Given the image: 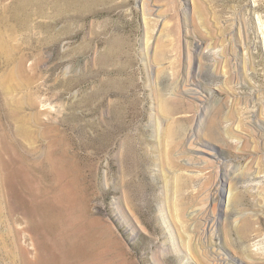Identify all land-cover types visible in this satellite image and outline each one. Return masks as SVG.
<instances>
[{"label":"rangeland","instance_id":"374dc122","mask_svg":"<svg viewBox=\"0 0 264 264\" xmlns=\"http://www.w3.org/2000/svg\"><path fill=\"white\" fill-rule=\"evenodd\" d=\"M44 1L0 0V264H264V0Z\"/></svg>","mask_w":264,"mask_h":264},{"label":"bare ground","instance_id":"6f19581e","mask_svg":"<svg viewBox=\"0 0 264 264\" xmlns=\"http://www.w3.org/2000/svg\"><path fill=\"white\" fill-rule=\"evenodd\" d=\"M26 1H28V0H26ZM29 1H31V0H29ZM32 1H33V0H32ZM35 1H36V0H35ZM66 1H67V0H66ZM66 1H65V2H66ZM85 1H86V0H85ZM88 1H89V0H88ZM97 1H98V0H97ZM21 2H22V1H21ZM46 2H49V1L47 0ZM46 2L44 1V4H45ZM55 2H56V0H55ZM55 2H54V3H55ZM72 2H73V1H72ZM78 2H79V1H78ZM90 2H91V1H90ZM90 2H89V3H90ZM99 2H100V0H99ZM31 3H33V2H30V4H31ZM37 3H38V2H37ZM17 4H18V3H17ZM17 4H16V6H17ZM19 4H21L20 1H19ZM22 4H23V2H22ZM27 4H28V3H27ZM33 4H34V3H33ZM46 4H47V3H46ZM49 4H50V3H49ZM52 4H53V3H52ZM65 4H66V3H65ZM85 4H86V2H85ZM85 4H84V7H85ZM91 4H92V3H91ZM11 5H13V4H11ZM28 5H29V4H28ZM37 5H38V4H37ZM47 5H48V4H47ZM22 6H23V5H22ZM30 6H31V5H30ZM39 6H40V3H39ZM43 6H44V5H43ZM52 6H53V5H52ZM57 6H58V5H57ZM65 6H66V5H65ZM86 6H87V5H86ZM3 7H4V6H3ZM9 7H10V6H9ZM18 7H19V6H18ZM25 7H27V6H25ZM34 7H35V6H34ZM40 7H41V6H40ZM82 7H83V4H82ZM84 7H83V8H84ZM10 8H11V7H10ZM21 8H24V7H21ZM30 8H31V7H30ZM32 8H33V7H32ZM49 8H50V5H49ZM54 8H55V7H54ZM83 8H82V9H83ZM85 8H86V7H85ZM12 9H13V8H12ZM25 9H27V8H25ZM25 9H24V10H25ZM28 9H29V8H28ZM38 9H39V7H38ZM41 9H42V8H41ZM21 10H22V9H21ZM5 11H6V10H5ZM16 11H17V10H16ZM33 11H34V10H33ZM33 11H32V12H33ZM39 11H40V10H39ZM46 11H47V9H46ZM46 11H43V12H46ZM64 11H65V10H64ZM76 11H77V10H76ZM84 11H85V10H84ZM3 12H4V11H3ZM26 12H27V11H26ZM28 12H29V10H28ZM57 12H59V11H57ZM4 13H5V12H4ZM11 13H12V12H11ZM18 13H19V12H18ZM18 13H17V15H18ZM34 13H36V12H34ZM38 13H40V12H38ZM46 13H47V12H46ZM21 14H23V13H21ZM43 14H44V13H43ZM58 14H59V13H58ZM1 15H2V14H1ZM15 15H16V14H15ZM15 15H14V16H15ZM19 15H20V14H19ZM32 15H33V14H32ZM46 15H47V14H46ZM25 16H26V15H25ZM30 16H31V15H30ZM30 16H28V17H30ZM59 16H60V15H59ZM10 17H12V16L10 15ZM19 17H20V16H19ZM21 17H22V16H21ZM21 17H20V19H21ZM31 17H32V16H31ZM31 17H30V19H31ZM35 17H36V16H35ZM33 18H34V17H33ZM15 19H17V18H15ZM20 19H19V20H20ZM22 19H23V18H22ZM30 19H29V20H30ZM31 20H32V19H31ZM6 21H7V20H6ZM23 21H27V20H23ZM18 22H19V21L16 22V23H17V26H18ZM20 22H21V21H20ZM31 22H32V21H30V23H31ZM34 23H35V21H34ZM20 24H21V23H20ZM10 25H11V24H10ZM23 25H24V24H23ZM19 26H22V25H19ZM29 26H30V24H29ZM34 26H35V25H34ZM4 27H5V26H4ZM26 27H27V26H26ZM26 27H25V29H26ZM32 27H33V26H32ZM21 28H23V27H21ZM4 29H5V28H4ZM9 29H10V28H9ZM11 30H12V29H11ZM21 30H22V29H21ZM27 30H28V29H26L25 31H27ZM22 31H23V30H22ZM22 31H21V34H22ZM5 33H6V31H5ZM25 33H26V32H25ZM25 33H24V34H25ZM54 33H56V32H54ZM58 33H59V32H58ZM0 34H1V33H0ZM21 34H20V35H21ZM49 34H50V33H49ZM1 35H2V34H1ZM26 35H27V34H26ZM57 35H58V34H57ZM7 36H9V34H8ZM7 36H6V37H7ZM21 36H22V35H21ZM22 37H24V36H22ZM28 37H29V36H28ZM39 37H40V36H39ZM54 37H55V36H54ZM2 38H3V37H2ZM4 38H5V37H4ZM7 38H8V37H7ZM12 38H13V37H12ZM18 38H19V37H18ZM26 38H27V37H26ZM27 39H28V38H27ZM44 39H45V38H44ZM44 39H43V40H44ZM46 39H47V38H46ZM46 39H45V40H46ZM9 40H10V38H9ZM11 40H13V39H11ZM17 40H18V39H17ZM24 40H25V39H24ZM3 41H4V39H3ZM5 41H6V40H5ZM19 41H20V39H19ZM36 41H37V40H36ZM21 42H22V41H21ZM38 42H39V41H38ZM41 42H42V41H41ZM4 43H5V42H4ZM16 43H18V42H16ZM0 44H1V43H0ZM2 44H3V43H2ZM8 44H9V43H8ZM11 44H12V42H11ZM20 44H21V43H20ZM24 44H26V43H24ZM28 45H29V44H28ZM4 46H5V44H4ZM21 46H22V45H21ZM21 46H17V47H20V48H21ZM10 47H11V46H10ZM17 47H16V48H17ZM25 47H26V46H25ZM25 47H24V48H25ZM3 48H4V47H3ZM19 50H20V49H19ZM23 50H24V49H23ZM5 51H6V50H5ZM8 51H9V50H8ZM20 53H21V52H20ZM20 53H19V54H20ZM11 54H12V53H11ZM25 54H26V53H25ZM14 55H15V54H14ZM21 56H22V54H21ZM24 56L26 57V55H24ZM9 58H10V57H9ZM13 59H14V58H13ZM35 59H36V58H35ZM16 60H18V59L16 58ZM35 70H36V69H35ZM13 76H15V75H13ZM9 77H10V76H9ZM27 77H28V75H27ZM6 81H7V80H6ZM19 81H20V80H19ZM23 82H24V81H23ZM6 84H7V83H6ZM9 84H10V83H9ZM17 84H18V83H17ZM24 85H25V84H24ZM0 86H1V85H0ZM2 86H4V85H2ZM4 87H5V86H4ZM7 87H8V85H7ZM9 87H10V86H9ZM11 90H12V89H11ZM9 94H10V92H9ZM12 94H13V93H12ZM5 95L7 96L8 93L5 94ZM10 95H11V94H10ZM7 98H8V97H7ZM7 98H6V99H7ZM20 100H21V99H20ZM26 100H27V99H26ZM6 101H7V100H5L4 103H7ZM8 101H9V100H8ZM9 103H10V102H9ZM9 103H7V104H9ZM7 106H8V105H7ZM21 107H23V106H21ZM18 109H20V108L18 107ZM8 110H9V109H8ZM21 110H22V109H21ZM21 110H20V111H21ZM13 111H14V110H13ZM20 111H19V113H18V112H17V113L20 114ZM8 112H9V111H8ZM25 113H26V112H25ZM11 114H12V112H11ZM14 114H15V112H14ZM28 115H29V114H28ZM12 116H13V115H12ZM31 116H32V115H31ZM10 117H11V115H10ZM11 118H12V117H11ZM11 118H10V120H12ZM33 118H34V117H33ZM15 119H18V117L15 118ZM20 119H24V120H26L27 118H26V119H25V118H20ZM31 119H32V118H31ZM18 120H19V119H18ZM18 120H16V121H18ZM24 120H23V121H24ZM26 121H27V120H26ZM4 122H5V121H4ZM18 122H19V121H18ZM18 122H17V125H18ZM14 123L16 124V122H14ZM35 123H36V122H35ZM6 124H7V123H6ZM15 124H14V127H16ZM20 124H22V123H20ZM25 125L27 126V125H29V124H25ZM9 126H10V125H9ZM18 126H20V125H18ZM14 127H12V128H14ZM4 128H5V127H4ZM8 129H10V128H8ZM23 129H25V128H23ZM39 129H41V128H39ZM39 129H38V130H39ZM25 130H26V129H25ZM28 130H29V129H28ZM30 130H31V129H30ZM35 130H36V129H35ZM38 130H37V131H38ZM41 130H42V129H41ZM20 132H22V131H20ZM25 132H26V131H25ZM27 132H28V131H27ZM30 132H32V131H30ZM30 132H29V133H30ZM35 133H36V132H35ZM40 133H41V131L39 132V134H40ZM42 133H43V132H42ZM12 134H13V133H12ZM12 134H11V135H12ZM6 135H7V134H6ZM14 135H15V134H14ZM16 135H17V134H16ZM22 135H23V134H22ZM30 135H31V134H30ZM35 135H36V134H35ZM37 135H38V132H37ZM12 136H13V135H12ZM24 136H25V135H24ZM32 136H34V135L32 134ZM43 136H44V135H43ZM6 137H7V136H6ZM9 137H10V136H9ZM19 137H20V136H19ZM39 138H40V136H39ZM3 139H4V137H3ZM5 139H7V138H5ZM5 139H4V140H5ZM9 139H11V138H9ZM14 139H15V138H14ZM14 139H12V140H14ZM23 139H24V137H23ZM27 139H28V138H27ZM31 139H34V138L31 137ZM41 139H43V138L41 137ZM7 140H8V139H7ZM16 140H17V139H16ZM46 140H47V139H46ZM17 141H18V140H17ZM25 141H26V139L23 141V143H24ZM27 141L30 142L29 140H27ZM35 141H36V138H35ZM8 142H9V141H8ZM38 142H39V141H38ZM13 143H14V142H13ZM36 143H37V141H36ZM29 144H30V143H29ZM32 144H35V142L32 143ZM32 144H31V145H32ZM22 145H23V144H22ZM24 145L26 146V144H24ZM35 145H36V144H35ZM8 146H9V145H8ZM8 146H7V147H8ZM11 147H12V146H11ZM23 147H24V146H23ZM29 147H30V145H29ZM5 148H6V147H5ZM26 148H28V147H26ZM42 148H43V147H42ZM42 148H41V149H42ZM9 149H12V148H10V146H9ZM30 149H31V148H30ZM3 150H4V148H3ZM39 150H40V149H39ZM22 151H23V150H22ZM32 151H33V150H32ZM32 151H31V152H32ZM34 151H35V150H34ZM37 151H38V150H36V152H37ZM42 152H43V151H42ZM9 153H10V152H9ZM9 153H8V154H9ZM11 153H12L11 158L14 159V157H12V156H15V155H13L14 152H11ZM11 153H10V154H11ZM17 154H18V153H17ZM17 154H16V155H17ZM19 154H20V151H19ZM19 154H18V155H19ZM24 154H25V153H24ZM50 154H51V153H50ZM21 155H22V154H21ZM52 155H53V154H52ZM54 155H55V154H54ZM27 156H28V155H27ZM34 156H35V155H34ZM9 157H10V156H9ZM15 157H16V156H15ZM17 157H18V156H17ZM17 157H16V158H17ZM29 157H30V156H29ZM32 157H33V156H32ZM51 157H53V156H51ZM23 158H24V157H23ZM27 158H28V157H27ZM39 158H40V157H39ZM42 158H43V157H42ZM54 158H55V157H54ZM35 159H36V158H35ZM35 159H34V160H35ZM56 159H58V158H56ZM26 160H27V159H26ZM42 160H43V159H42ZM50 160H51V159H50ZM31 161H33V160L31 159ZM31 161H30V162H31ZM37 161H38V160H37ZM55 161H56V160H55ZM21 162H22V161H21ZM33 162H34V161H33ZM60 162H61V161H60ZM16 163H17V161H16ZM24 163H25V162H24ZM43 163H44V161H43ZM45 163H46V162H45ZM53 163H57V162H53ZM58 163H59V162H58ZM58 163H57V164H58ZM21 164H23V162H22ZM25 164H27V161H26ZM25 164H23V165L25 166ZM32 164L34 165V163H32ZM47 164H48V163H47ZM17 165H18V164H17ZM17 165L15 164V167H17ZM23 165H20V166L23 167ZM35 165H36V164H35ZM12 166L14 167V165H12ZM30 166H31V164H30ZM26 167H27V166H26ZM34 167H35V166H34ZM34 167H33V168H34ZM42 167H43V166H42ZM56 167H57V166H56ZM28 168H29V165H28ZM33 168H32V169H33ZM35 168H36V167H35ZM40 168H41V167H40ZM29 169H30V168H29ZM44 169H45V168H44ZM16 170H17V169H16ZM22 170H23V168H22ZM29 171L33 172L32 170H29ZM14 172H15V171H14ZM16 172H17V171H16ZM21 172H22V171H21ZM37 172H38V171H37ZM37 172H36V173H37ZM41 172H42V171H41ZM18 173H19V172H18ZM18 173H17V174H18ZM27 173L30 174V172H28V171H27ZM22 174H24V173H22ZM28 174H27V175H28ZM34 174H35V173H34ZM34 174H33V175H34ZM36 175H38V174H36ZM36 175H35V176H36ZM15 176H18V175H15ZM28 176H30V175H28ZM31 176H32V175H31ZM41 177H42V176H41ZM62 177H63V176H62ZM27 178H29V177H27ZM27 178H26V179H27ZM30 178H31V177H30ZM32 178H35V177L32 176ZM36 178H37V177H36ZM46 179H47V177H46ZM36 180H38V179H36ZM36 180H35V181H36ZM39 180H40V179H39ZM43 180H44V177H43ZM47 180H49V179H47ZM29 182H30V181H29ZM45 182H47V181H45ZM33 183H34V182H33ZM41 183H42V182H41ZM71 183H72V182H71ZM35 184H36V183H35ZM42 184H43V183H42ZM47 184H48V183H47ZM66 184H67V183H66ZM45 185H46V184H45ZM45 185H44V186H45ZM48 185H49V184H48ZM42 186H43V185H42ZM50 186H51V185H50ZM31 188H32V187H31ZM46 188H47V187H46ZM63 188H64V187H63ZM44 189H45V188H44ZM37 190H38V189H37ZM37 190H36V191H37ZM41 190H42V189H41ZM38 191H40V190H38ZM42 191H44V190H42ZM27 192H28V191H27ZM44 192H45V191H44ZM44 192H43V193H44ZM47 192H48V190H47ZM30 193H31V192H30ZM37 193H38V192H37ZM40 193H41V192H40ZM28 194H29V193H28ZM66 194H67V193H66ZM66 194H65V195H66ZM46 195H47V193H46ZM40 196H41V195H40ZM63 196H64V195H63ZM68 196H69V194H68ZM70 196H71V194H70ZM74 196H75V195H74ZM33 197H34V196H33ZM35 197H37V195H36ZM41 197H42V196H41ZM43 197H45V196H43ZM43 197H42V198H43ZM47 197H48V196H47ZM47 197H45V198H47ZM71 197H72V196H71ZM71 197H68V198H71ZM42 198H40L41 201H42ZM62 198H63V197H62ZM32 199H33V198H32ZM36 199H37V198H36ZM36 199L34 198V200H36ZM54 199H55V198H54ZM65 199H66V198H65ZM72 199H73V198H72ZM66 200H67V199H66ZM66 200H65V201H66ZM37 201H38V200H37ZM44 201H45V200H44ZM54 201H56V200H54ZM61 202H62V201H61ZM67 202H68V201H67ZM67 202H66V203H67ZM71 202H73V201H71ZM30 203H32V202H30ZM33 203H34V202H33ZM37 203H38V202H37ZM39 203H40V201H39ZM35 204H36V203H35ZM41 204H42V203H41ZM41 204H38V205H41ZM71 204H72V203H71ZM73 204H74V203H73ZM73 204H72V205H73ZM59 205H61V203H60ZM64 205H65V204H64ZM67 205H68V204H67ZM67 205H65V207H66ZM62 206H63V204H62ZM62 206H60V207H62ZM74 206H75V205H74ZM29 207H31V206L29 205ZM34 207H35V206H34ZM34 207H33V208H34ZM36 207H37V206H36ZM44 207H45V206H44ZM31 208H32V207H31ZM31 208H30V209H31ZM71 208H72V206H71ZM35 209H36V208H35ZM35 209H34V210H35ZM37 209H38V208H37ZM39 209H40V208H39ZM41 209H42V208H41ZM47 209H48V208H47ZM47 209H46V210H47ZM63 209H65V208H63ZM67 209H68V208H67ZM77 209H78V208L76 207V210H77ZM31 210H32V209H31ZM57 210H59V209H57ZM55 211H56V210H55ZM59 211H60V210H59ZM66 211H67V210L65 209V212H64L65 214L67 213ZM79 211H80V210H79ZM32 212H33V211H32ZM35 212H36V211H35ZM52 212H53V211H52ZM71 212H72V211H71ZM75 212H76V211H75ZM33 213H34V212H33ZM44 213H45V212H44ZM29 214H30V213H29ZM39 214H40V212H39ZM47 214H48V213H47ZM55 214H56V213H55ZM62 214H63V213H62ZM67 214H68V213H67ZM76 214H77V213H76ZM76 214H75V215H76ZM43 215H44V214H43ZM56 215H57V214H56ZM60 215H61V213L59 214V212H58V216H59V217H61ZM86 215H87V214H86ZM45 216H46V215H45ZM50 216H51V215H50ZM58 216H56V217H58ZM62 216H63V215H62ZM64 216H66V215H64ZM76 216H77V215H76ZM48 217H49V216H48ZM66 217H67V216H66ZM68 217H69V215H68ZM35 218H36V217H35ZM38 218H39V217H38ZM40 218H42V217H40ZM76 218H77V217H76ZM33 219H34V218H32V220H33ZM62 219H63V217H62ZM62 219L60 218V221H61ZM67 219H68V218H67ZM77 219H78V218H77ZM27 220H28V219H27ZM38 220H39V219H38ZM40 220H41V219H40ZM43 220H44V219H43ZM45 220H46V219H45ZM49 220H50V219H49ZM58 220H59V219H58ZM64 220H65V219H64ZM64 220H63V221H64ZM68 220H70V223L72 222V221H71V218L68 219ZM68 220H66V222H67ZM60 221H59V222H60ZM74 221H75V220H74ZM34 222H35V221H34ZM40 222H41V221H40ZM79 222H80V221H79ZM60 223H61V222H60ZM77 223H78V222H77ZM34 224H35V223H33L32 225H34ZM39 224H40V223H39ZM43 224H44V223H43ZM72 224H73V223H72ZM44 225H45V224H44ZM82 225H84V224H82ZM29 226H31V225H29ZM35 226H38V225H35ZM39 226H40V225H39ZM39 226H38V227H39ZM41 226H42V225H41ZM65 226H66V225H65ZM68 226H69V223H68L67 227H68ZM73 226H74V225H73ZM31 227H32V226H31ZM33 227H34V226H33ZM43 227H44V226H43ZM67 227H65V228H67ZM39 228H40V227H39ZM48 228H49V227H48ZM63 228H64V226H63ZM72 228H73V227H72ZM32 230H33V229H32ZM42 230H43V229H42ZM64 230H65V229H64ZM35 231H36V229H35ZM67 231H68V230H67ZM39 232H40V231H39ZM39 232H38V233H39ZM63 232H64V231H63ZM69 233H70V232H69ZM33 234H34V233H33ZM76 234H77V233H76ZM38 235H39V234H38ZM46 235H47V234H46ZM74 235H75V234H74ZM78 235H79V234H78ZM63 236H64V235H63ZM70 238H72V237H70ZM74 245H75V244H74ZM72 246H73V245H72ZM74 249H75V247H74ZM77 250H78V249H77ZM74 251H75V250H74ZM70 253H71V252H70ZM72 253H73V251H72ZM75 253H77V251H75ZM78 253L81 254L82 252H80V251L78 250ZM73 254H74V253H73ZM82 255H83V253H82ZM74 256H76V255L74 254ZM83 256H84V255H83ZM76 259H77V258H76ZM81 259H82V257H81ZM74 260H75V259H74ZM37 263H39V262H37ZM39 264H40V263H39Z\"/></svg>","mask_w":264,"mask_h":264}]
</instances>
